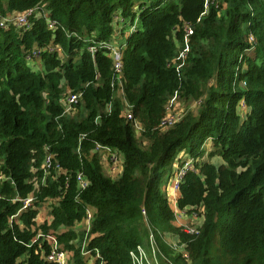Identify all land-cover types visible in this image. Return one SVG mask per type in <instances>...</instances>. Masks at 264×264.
<instances>
[{"label": "trees", "instance_id": "16d2710c", "mask_svg": "<svg viewBox=\"0 0 264 264\" xmlns=\"http://www.w3.org/2000/svg\"><path fill=\"white\" fill-rule=\"evenodd\" d=\"M34 8L27 29L0 27V264H53L45 243L29 246L39 230L56 235L73 264L86 263L85 239L96 263L131 264L137 246L149 252V235L161 264H264V0H0V19ZM118 18L120 35L128 31L122 93L139 135L122 116L105 48ZM34 50L38 71L26 60ZM68 92L80 94L74 116L64 114ZM172 99L198 108L162 127ZM96 146L122 156L118 177L106 175ZM182 152L193 170L178 185L177 208L203 209L197 235L175 226L164 191ZM47 154L61 172L52 168L42 184ZM77 173L88 182L81 192ZM30 194L19 228L10 222L16 199ZM41 203L49 220L38 225ZM87 211L88 232L73 231Z\"/></svg>", "mask_w": 264, "mask_h": 264}, {"label": "built area", "instance_id": "2783aa9c", "mask_svg": "<svg viewBox=\"0 0 264 264\" xmlns=\"http://www.w3.org/2000/svg\"><path fill=\"white\" fill-rule=\"evenodd\" d=\"M205 2L207 5H211L212 3L215 2V0H205ZM36 13H37V10L36 8H34L26 12H23L21 14H14V15L7 16L3 19H0V27L5 29L6 27L11 26L16 29H27L29 26V19L32 16H36ZM114 23H116L117 28H120L121 30L123 19L121 18L115 19ZM187 32L189 33V31ZM105 48L107 49L108 55L113 62V69H114V74H115L114 84L116 85L117 94H119V96L122 98V103H123L122 116L127 121L131 122L134 132L136 134H139L141 132L140 124L137 120L133 118L131 111H130V107L128 106L127 102L124 100L123 93H122L123 88H122V77H121V69H122L121 52L124 49V44L117 45V43L114 42L113 40L109 43H106ZM90 51H93V48H91ZM40 54H41L40 51L34 50L30 56L29 55L27 56L26 58L27 63L30 65L34 60L40 59ZM79 97H80V94L70 92L66 100L65 107L63 108L65 115L70 116L72 114L73 106L78 103ZM166 110H167V107H166ZM176 122L178 121L171 122L169 117L167 118V114H166V117L163 118L160 125L162 127H168L170 125H173ZM95 151L101 152L103 154L107 162V165L110 166L112 170H115L116 168H118V164L119 166H122V162L120 161L118 154H116L111 149L106 148V147L96 146ZM180 154L175 159V163L173 164L172 174L169 178L172 190L174 191H178V185L180 184L183 176L189 170H193L192 157L184 153L186 157L188 158L187 163L189 164L192 161V164L189 165V167L184 168L183 163L179 161ZM178 164H182V166L176 170V167ZM52 168H53V172L56 174H59L61 172V168L56 162V160L54 159V156L47 154L45 155V158L41 165V170L43 173V175L41 176L42 184H44L46 178L51 174ZM36 171L31 168L32 173H36ZM36 179L37 177L32 179V183H33L35 190L38 189V182ZM3 180H5L4 177L0 175V183ZM75 181H76L77 190L79 192L85 190L88 186L87 180L80 173L75 174ZM16 201H19L21 203V208L19 209L16 215L10 218V222H14L15 224H18L19 228H22L23 226L22 222L18 221L17 218L19 217L21 212L27 211L33 206L35 197L32 194H30L26 198L16 199ZM49 202H52V200H50ZM174 212H175L174 224L179 223L178 227L175 225L177 228L182 229V231L188 235L190 234L197 235L199 233V230H200L199 228L201 227L204 221L203 209L197 208V207H190V208H186L183 210H179L176 207ZM91 218H92L91 211H87L85 218L81 221V223L84 224V228L83 229L79 228V230H82L84 231V233H87L89 230V224H90L89 222ZM38 219L39 218L37 216L35 220L38 221ZM44 221L46 222L47 219ZM44 221H41L40 223L37 222V223L38 225H42ZM59 231L61 232V229ZM55 236L53 235V233L43 235V233L39 230L35 238L31 241L29 246L34 244L35 241H42L50 248V253L47 255H44L43 251H41L42 257L44 258L46 262L53 263V264H73L72 253L62 249V246L57 242V239ZM170 238H171V235L166 236L165 241L171 246L172 249L182 254V257L185 260H187L188 256L185 252L184 245L179 243L177 237H172L177 242L178 247H176L175 244L169 243L168 240ZM148 241H149V252H147L146 249H144L142 246H137L135 250L129 253L131 264H161L158 260V256H160L163 260H165L158 252V249L156 248V245L154 243V237L152 235H149ZM76 242L77 240L75 241V243ZM80 253H81V256L85 257L86 259L85 264H101V263H96L98 255L96 252L95 254L92 255L91 250L87 248L86 239L84 240L80 248Z\"/></svg>", "mask_w": 264, "mask_h": 264}, {"label": "rangeland", "instance_id": "374dc122", "mask_svg": "<svg viewBox=\"0 0 264 264\" xmlns=\"http://www.w3.org/2000/svg\"><path fill=\"white\" fill-rule=\"evenodd\" d=\"M116 28V34H115V38H114V42H116L117 43V45H121V44H125V42H126V38H127V36H128V31H124V34L123 35H120V28H117V27H115ZM121 28H122V26H121ZM57 54H58V56L60 57V58H63L64 59V57H63V52L61 51V50H57V52H56ZM35 61V60H34ZM69 94H70V92H68V95L64 98V101H63V108L65 107V103H66V100H67V98H68V96H69ZM118 96H119V94H118ZM76 105L77 104H75L74 106H73V110H72V114L70 115V116H74L75 114H77L78 113V109H77V107H76ZM76 107V108H75ZM167 110H166V112H167V118L169 117V119H170V121L171 122H174V121H180L185 115H186V113H187V111L188 110H193V111H196V109L198 108V104L196 103V102H193V103H191L189 106H185L184 104H181L179 101H177L176 99H172V100H170L169 102H168V104H167ZM240 111V116H242L243 118H244V116H245V111L243 110V108H241L240 107V109H239ZM136 135H139V134H136ZM204 148L206 149V150H208V149H210L211 148V145L209 144V143H207L206 142V144L204 145ZM118 157H119V159H120V161L122 162V156H120V155H118ZM187 157H186V155L184 154V153H182V154H180V156H179V161L181 162V163H183V166H184V168H186V167H189V165H191L192 164V161L188 164L187 163ZM203 161H206V157H204L203 158ZM211 161H212V163H214V165H216V166H218V164H220V159H218V158H212L211 159ZM107 162L106 161H102V165H105ZM182 166V164H178L177 165V167H176V170L177 169H179L180 167ZM105 171V173H106V175L107 176H109V177H111L109 174H108V172H107V169H105L104 170ZM117 176H115L114 178H116ZM112 178V177H111ZM172 188V187H171ZM170 189V188H169ZM171 190V189H170ZM44 203V202H43ZM43 203H41L40 205H39V208H40V210H42L43 212H42V214H40V215H38V221L37 222H41V221H44V220H46L45 219V217H46V212H47V210H46V204H43ZM49 203H51V202H49ZM170 207H171V209L172 210H174L175 211V208L177 207V204L176 203H172V201H171V204H170ZM45 222V221H44ZM43 222V223H44ZM175 225L178 227L179 226V223H175ZM79 224L78 223H76L73 227H72V230L73 231H76V230H78V231H76V232H79L80 230H79ZM67 229L64 227V228H61V232H64V231H66ZM169 243L170 244H175L176 245V247H178V245H177V242H176V240L174 239V238H170L169 240Z\"/></svg>", "mask_w": 264, "mask_h": 264}, {"label": "crops", "instance_id": "0c3cea01", "mask_svg": "<svg viewBox=\"0 0 264 264\" xmlns=\"http://www.w3.org/2000/svg\"><path fill=\"white\" fill-rule=\"evenodd\" d=\"M41 65L42 64L40 62V59H37V60L33 61L29 66L34 71H38V70H41V67H42ZM204 150L206 151V155L208 154V151H210V149L206 150L205 148H204ZM99 153H100V160H101V164H102V161H106V160H105V157L103 156V154L101 152H99ZM206 155H205V157H206ZM214 158H218V157H214ZM218 159H220V158H218ZM220 164H222V161H220ZM220 164H218V165H220ZM102 166H103L104 170L107 169L108 174L112 178H114L115 176L118 177V175L121 173L122 166H119V164H118V168H116L115 170H112L111 167L107 165V163L105 165H102ZM164 191H165V193L167 195V198H168V201H169V206L171 204V201H172V203L174 202V203L177 204V199L179 198V192L172 190L171 183H170V179L167 180L164 183ZM42 212L43 211L41 210V213L40 214H42ZM45 219H47V221L49 220V218L47 216L45 217ZM78 224H79L80 229H83L84 228V224L83 223L79 222Z\"/></svg>", "mask_w": 264, "mask_h": 264}]
</instances>
